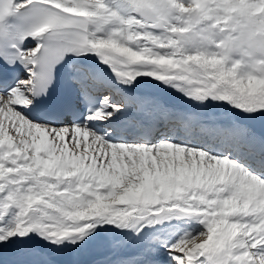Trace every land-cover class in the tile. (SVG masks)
I'll use <instances>...</instances> for the list:
<instances>
[{
	"label": "snow or ice",
	"instance_id": "obj_1",
	"mask_svg": "<svg viewBox=\"0 0 264 264\" xmlns=\"http://www.w3.org/2000/svg\"><path fill=\"white\" fill-rule=\"evenodd\" d=\"M0 264H264V0H0Z\"/></svg>",
	"mask_w": 264,
	"mask_h": 264
}]
</instances>
